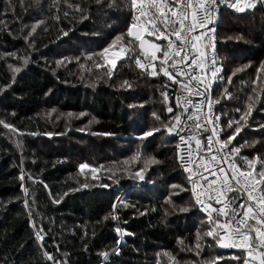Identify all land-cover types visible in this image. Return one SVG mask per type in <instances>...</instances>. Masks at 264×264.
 Returning a JSON list of instances; mask_svg holds the SVG:
<instances>
[{
	"label": "trees",
	"instance_id": "obj_1",
	"mask_svg": "<svg viewBox=\"0 0 264 264\" xmlns=\"http://www.w3.org/2000/svg\"><path fill=\"white\" fill-rule=\"evenodd\" d=\"M254 1L238 12L217 0L210 47L222 69L210 95L225 138L252 97L231 141L242 168L243 158L264 159V3ZM133 15L130 0H0V264H243L246 252L206 235L176 130L164 128L181 108L162 95L163 77L135 63L143 56L127 35ZM117 37L130 50L106 58L113 67L98 54Z\"/></svg>",
	"mask_w": 264,
	"mask_h": 264
},
{
	"label": "snow or ice",
	"instance_id": "obj_2",
	"mask_svg": "<svg viewBox=\"0 0 264 264\" xmlns=\"http://www.w3.org/2000/svg\"><path fill=\"white\" fill-rule=\"evenodd\" d=\"M259 2L264 3V0H259ZM254 6L255 3L253 0H233L230 5V7L235 8L238 12H244L246 9ZM130 7L134 15L133 23L130 25L127 35L133 38L130 43L139 42L138 47L141 50L140 55L147 61V63H142L140 56H137L135 63L146 71L151 69L150 74L155 76L158 74L155 61L159 59L161 65L160 71L170 80L181 83L176 80V76H186L188 78V83L184 84L183 87L188 89L189 85H191L197 89L196 95H205L206 99L209 101L207 107L209 111H211L213 103L219 102V100L215 102L211 100V83L214 79L218 78L217 74L222 71V69L214 67L216 64L215 58L212 59L210 67L205 69L206 54L203 49L213 47L211 41L214 37L208 36L209 43L201 46H198L196 42L201 40V37L207 36L209 32L214 33V28L208 29L206 26L215 19L217 0H130ZM77 10H79L78 6ZM65 15H67V13H65ZM141 17L144 18L145 25L143 32L148 36H154L157 39L165 40L167 42V50H163L160 45L153 41L146 40L142 33L133 32V29L137 27V21H139ZM39 23H43V21L38 22V24L31 29L32 32H35ZM199 29H205V31H198ZM66 34L67 33H65V35ZM172 37L175 39L173 40ZM121 39L122 37L116 38V40ZM115 43L116 41H113L112 44L104 48L98 55L106 59L110 49ZM145 45H148V48H145ZM149 49H153V51L149 52ZM123 50L124 46L121 45V52L115 55H122ZM157 52H162V56L157 57ZM89 59H91V57H89ZM189 60H191V63H189ZM26 62L27 61H25V63ZM106 62L115 67V60L106 59ZM100 66L102 65H97V67ZM169 67L175 69L176 75L168 71ZM189 69H191V71H188ZM242 70L243 69L237 68L235 72H233V75ZM261 70H264V63L261 64ZM16 71H19V69H16ZM109 75H111V69H109ZM201 75L208 77L207 83L201 79ZM192 81L196 83L192 85ZM256 82V80L253 81V83ZM124 83L127 84L128 82L125 81ZM201 87L204 88V92L199 91ZM253 91H255V89H253ZM225 92H227V90H225ZM162 95L166 96L167 94L162 93ZM228 97L231 98L230 94H228ZM248 100L247 112H243L238 120L229 121L227 124L228 128H233V124L237 125V127L233 129L232 133H230L224 141L221 142L216 139V143L222 146L216 149L217 154H219L222 149H227L231 141L241 131V127L239 126L240 121L245 120V117L252 111V97H249ZM183 101L184 103L182 104L181 97H176V107L182 109L183 113L186 114L187 120L193 121V125L189 126L185 122H182L181 115L177 114L173 117L172 121H169V124L172 126L169 127L168 124H165L164 128L169 133L176 130V135L179 136L181 143L185 145L183 149H181L180 145H177L178 158L184 162L185 170L190 173L189 180L192 184L193 195L196 196L195 202L201 204L202 201L199 199V196L207 192V198L209 200L215 199L217 204H221L219 209H212V212L217 213L216 220L212 219L211 212L208 214L211 227L206 235L213 237L221 247L246 249V257L243 260V264H264V159H262L260 155H256L253 159L243 158L245 167L241 169V167L234 162H228L230 159H233L231 154L238 153L239 148L233 147L228 149L227 153L221 156L219 160H217L216 155H211V161L220 165V167L212 170L208 167H204V171H210V174L214 176L217 172L221 174L222 182L220 187L217 188H213L216 180L208 181L207 177L200 171V164H197V172L192 173L188 165L193 149L192 146L188 144V141L195 139V135H190L186 139V137L180 135V133L186 130L193 133L200 132L201 130L213 132V136L207 138V151L211 153V146L216 134V129L202 128L200 122L202 105L193 104L187 97H184ZM188 105L194 108L195 111L189 112ZM236 111L241 112V109L238 108ZM168 112H173L171 106L168 108ZM156 119H159V117L157 116ZM219 119V116L215 117V122L218 123ZM203 120L209 124L213 123L208 114H204ZM3 123V121H0V124ZM5 127L10 126L5 125ZM261 127L264 128V125ZM159 131H161L160 128L150 129L144 132L140 138L143 139L152 136L154 132ZM93 135H96V133H93ZM200 145L201 141L195 139V150L198 154L201 151ZM180 152L184 154L180 155ZM133 159H139V154L133 157ZM203 159L204 157L200 156L201 162ZM125 163H127V161H125ZM149 163H155V161L145 160L144 167L146 168ZM256 165H259L258 171ZM79 168L83 170L89 168V165L87 163H82L79 165ZM143 171L144 168L135 173V176L140 180L144 179V176L141 175ZM92 172H95V169H92ZM197 175L199 178H194ZM21 179H23V177H21ZM201 180L206 181V189L200 185ZM257 185H260V187L258 188ZM101 186L107 187V185ZM173 187L176 186L174 185ZM197 187H201L200 193H197ZM226 191L237 192V196L241 197L240 202L237 203V197H232L231 199L225 198V200L222 201L220 197ZM254 192L257 193V195L254 196ZM208 207H211V205H208ZM113 208H115V205H113ZM188 210V208L180 209L182 212H187ZM113 218L115 219L116 217ZM33 226L35 227V224ZM217 229H219V231H217ZM42 231L43 229H40V231L37 232L38 239H43L40 235ZM116 231L120 232V229L117 228ZM199 240L200 236L198 234L197 248L200 247ZM113 254H118V249H113ZM101 255L107 259L109 253L103 252ZM49 259H51V257H49ZM216 259H219V257H216Z\"/></svg>",
	"mask_w": 264,
	"mask_h": 264
},
{
	"label": "built area",
	"instance_id": "obj_3",
	"mask_svg": "<svg viewBox=\"0 0 264 264\" xmlns=\"http://www.w3.org/2000/svg\"><path fill=\"white\" fill-rule=\"evenodd\" d=\"M220 16H221V9H220V6L217 3V11L215 13V19L206 26L208 29L214 28L215 31H214V33L209 32L207 36L201 37V40L196 42L198 46H200V41L203 42L205 39H208V36H213L214 39L216 38L218 29H219ZM144 27H145L144 22H139V23H137V27L134 28L133 31H138L139 29H144ZM198 31H205V29H199ZM193 34H197V33H193ZM144 35H145V39L146 40L154 41L155 43L160 45L163 50H167V42L165 40L157 39L154 36H148L146 33H144ZM172 39L174 40L175 38L172 37ZM121 45L124 46L123 54H127V51L129 50V47L127 46L126 43H124L123 41L119 40L110 49L107 57H112L116 53H120L121 52ZM145 48H148V45H145ZM151 51H153V49H149V52H151ZM186 51H187V49H186ZM204 51H205V54H206L205 69H208L210 67L211 61H212L213 58H215V61H216V64L214 65V67H217L218 62H217V58L214 55L213 51L209 50L208 48H204ZM182 55H183V53H182ZM161 56H162V52H157V57H161ZM140 59H141L142 63H147V61L144 59V57H140ZM189 63H191V60H189ZM155 64H156V71L158 73L155 76H161V77L164 78V87H163L162 91H163V93L167 94L166 96L165 95L164 96L167 99L173 100L175 102H176V97H181V103L182 104L184 103L183 98L187 97L188 99H190L192 101L193 104L202 105L203 106L202 107V112L200 113V118H201L200 122H201L202 128H207V129L215 128L216 129V134H215V137L213 139L212 146H211V148H212L211 153H209L207 151V138L209 136H213V132L201 130L200 132L193 133V132H190V131L186 130L184 132H181L180 135H184L186 137V139L190 135H195V139H199L201 141V145H200L201 151H200L199 154L195 150V139L188 141V144H190L192 146V149H193L192 152H191L190 162H189V165H188V167L191 168L192 173H196L197 172V164H200L201 165L200 171L203 172V175L205 177H207V180L208 181L216 180V183L213 185V188L220 187L221 182H222L221 174L217 172L215 176L211 175L210 171H204V167H208L210 170L220 167V165L215 164L213 161H211L210 156L211 155H216L217 160H219L221 156H223V155H225V153H227L228 149H231V148L235 147V146L231 145V143H230L228 145L227 149H222V151L219 154H217V152H216L217 148L222 147L221 144L216 143V139H218L221 142L226 139L224 137V128H223V123H222V120H223L222 115L216 112L215 103H213L211 111H209V109L207 107V104L209 102L208 99H206L205 95H199V96L196 95L195 94L196 91H197L196 88L192 87L191 85H189L188 89H185L183 87L184 84L188 83V78L186 76L177 75L176 76V80L180 81L181 83H176L173 80H170L167 76H165L163 74V72L160 71V66L161 65H160V60L159 59H157L155 61ZM149 71L151 72V69H149ZM168 71L172 72L173 75H176L175 69L169 67ZM188 71H191V69H189ZM209 75H210V73H209ZM201 79L204 80L205 83H207L206 80H208V77L204 76V75H201ZM195 83H196L195 81H192V85H194ZM199 91L204 92V88L201 87L199 89ZM211 100L213 101L212 98H211ZM188 109H189V112H194L195 111V109L192 108L190 105H188ZM181 112H182V118H181L182 122H185L187 125L192 126L193 125V121L187 120L186 114L183 113L182 109H181ZM204 114H208L210 119L213 121V123H211V124L206 123L203 120ZM217 116L220 117L218 123L215 122V117H217ZM177 138H178V145H180L181 149H183L185 147V145L181 143V141L179 139V136H177ZM179 154L183 155L184 153L180 152ZM231 155H232L233 159H230L228 162L229 163H233L234 162L235 164L240 166L239 153H232ZM200 156L204 157L202 162L200 160ZM179 162H180L181 170L185 173V175L188 178L190 192H191L192 198H193V200L195 202L196 201V196L193 195L192 184H191V182L189 180L190 173H189V171L185 170L184 162L181 161L180 159H179ZM241 169H243V168L241 167ZM194 178L198 179L199 177L197 175ZM200 185L204 189L207 188V183L204 180L200 181ZM257 187L259 188L260 185H257ZM196 191H197V193H200L201 192V187H197ZM207 195H208L207 192H204V194L199 196V199L202 201V203L201 204H197L195 202V204H196L197 208L199 209V211L201 213H203L207 218H209L208 214H209V212H211L212 213V219H217V213L216 212H212V209L213 208L219 209L221 207V204H217L215 202V199L209 200L207 198ZM253 195L255 196V195H257V193L254 192ZM232 197H237V203L240 202L241 197H238L237 196V192H235V191H226V192H224L223 195L220 197V199L222 201H224L225 198L231 199ZM208 205H211V207H208ZM228 249L233 250V251H244V252H246V249H244V248L228 247Z\"/></svg>",
	"mask_w": 264,
	"mask_h": 264
},
{
	"label": "rangeland",
	"instance_id": "obj_4",
	"mask_svg": "<svg viewBox=\"0 0 264 264\" xmlns=\"http://www.w3.org/2000/svg\"><path fill=\"white\" fill-rule=\"evenodd\" d=\"M253 2H255L254 0H253ZM134 32V31H133ZM136 33H142L143 35H144V32H143V29H139L138 31H136ZM144 38H145V35H144ZM154 42V41H153ZM209 43V41H208V39H205L203 42L202 41H200V46L201 45H204V44H208ZM209 50H211V48L209 47L208 48ZM204 50V49H203ZM115 56V55H114ZM216 79H214L213 81H212V83L215 81ZM206 81H208V80H206ZM212 83H211V85H212ZM220 245V244H219ZM222 248H224V247H222ZM224 249H227V248H224ZM250 259V258H249Z\"/></svg>",
	"mask_w": 264,
	"mask_h": 264
}]
</instances>
